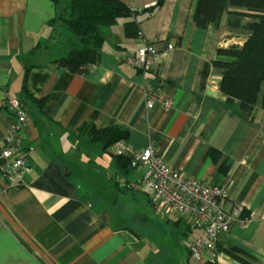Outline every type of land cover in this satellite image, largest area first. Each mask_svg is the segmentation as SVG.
<instances>
[{
    "label": "crops",
    "instance_id": "crops-1",
    "mask_svg": "<svg viewBox=\"0 0 264 264\" xmlns=\"http://www.w3.org/2000/svg\"><path fill=\"white\" fill-rule=\"evenodd\" d=\"M121 1L138 12L156 2ZM196 3L163 0L153 11L139 13L133 17L140 31L136 38L123 31L130 18L118 19L104 29L98 63L87 74H74L52 64L55 56L48 49L31 55L40 42L53 41V2L0 0V147L9 131L30 161L23 183L0 198V264H170L183 252V264L205 263L193 260L183 245L188 228L201 231L193 217L157 212L148 191L124 185L138 177V169H121L113 158L115 192L109 189L107 202L83 189L68 159L79 137L86 136L79 131L84 123L122 126L132 149L153 145L182 174L208 185L226 184L225 208L237 205L242 211L220 236L214 263L242 264L223 251L234 246L254 264H264V109L258 101L247 117L228 104L214 68L204 88L199 87L204 63L231 59L217 49L241 45L245 35L230 30L226 16L218 27H197ZM142 40L161 51L172 43L173 49L163 52L150 70H137L125 58ZM28 67L26 90L44 101L39 108L26 100L24 118L6 105L19 99ZM147 89L171 98L172 105L147 108ZM110 148L114 157V145L102 150ZM121 206L130 219L122 224L116 209Z\"/></svg>",
    "mask_w": 264,
    "mask_h": 264
},
{
    "label": "trees",
    "instance_id": "trees-1",
    "mask_svg": "<svg viewBox=\"0 0 264 264\" xmlns=\"http://www.w3.org/2000/svg\"><path fill=\"white\" fill-rule=\"evenodd\" d=\"M51 1L56 8V14L49 21V25L54 29L50 39H57L60 42L57 49L62 53L51 58L50 62L74 74H87L89 69L98 63L104 42V29L114 25L120 18H130L123 23L125 36L140 37L138 23L133 17L144 11L151 12L163 2L156 0L154 5L138 12L121 0ZM224 16L226 26L237 34L245 35V38L238 49L229 47L217 49L218 54L231 59L205 62L200 74L199 87L204 88L211 68L218 70L221 74L219 89L226 95V102L236 105L248 117L258 101L264 109V0H197L193 16L197 27L205 28L210 23L218 27ZM61 28L69 31L66 40L60 39ZM46 49L49 50L48 44L40 42L33 48L31 55L34 57ZM30 67L25 71L18 99L24 113L28 112L27 101L39 108L44 101L32 97L26 90V76ZM6 108L9 106L6 105ZM13 113L19 116L16 112ZM79 131L86 134L91 143H99L103 150L125 140L128 136V130L119 125L96 128L91 123H84L79 127ZM210 156L213 160L217 158L214 151H210ZM114 158L121 169H131L127 156L114 155ZM226 169L225 164L221 165L222 172ZM128 183L127 180L124 185L128 186ZM188 229L184 237L193 230V227ZM217 251H220L218 246ZM223 251L242 264H254L251 256L234 246ZM204 264L215 263L205 261Z\"/></svg>",
    "mask_w": 264,
    "mask_h": 264
},
{
    "label": "built area",
    "instance_id": "built-area-1",
    "mask_svg": "<svg viewBox=\"0 0 264 264\" xmlns=\"http://www.w3.org/2000/svg\"><path fill=\"white\" fill-rule=\"evenodd\" d=\"M128 2L131 4L133 0ZM172 49V43H166L161 51L154 42L142 40L136 52L127 56L125 61L138 70L148 71L163 52ZM145 97L147 108L156 103L163 108L172 105L171 98L155 90L147 89ZM8 106L19 116L26 117L18 100L11 101ZM3 140L0 147V198L20 186L30 168L29 157L21 149L19 139L7 131ZM113 145L116 155L127 156L130 167L140 171L135 180L129 181L130 189L148 191L157 212L193 217L201 231L185 236L183 245L193 260L214 261L220 236L229 232L242 211L237 205L225 208L224 203L229 196L226 184L208 185L198 178L182 174L169 166L153 145L141 150L132 149L125 140Z\"/></svg>",
    "mask_w": 264,
    "mask_h": 264
},
{
    "label": "rangeland",
    "instance_id": "rangeland-1",
    "mask_svg": "<svg viewBox=\"0 0 264 264\" xmlns=\"http://www.w3.org/2000/svg\"><path fill=\"white\" fill-rule=\"evenodd\" d=\"M59 33L61 35L60 39L66 40V37L69 35V31L65 28L59 29ZM48 46L49 50L47 54L58 56L57 52L59 50L57 48L60 47V42H58L57 39H54L48 43ZM79 139L80 142L77 144V149L69 155L70 158L68 159L71 162L70 166L75 174L74 176L82 182L83 189H87L86 191H89L88 193L95 191L98 197L103 198L104 196L105 201L107 202L110 198L109 189L115 192L113 186L115 176L113 175L114 170L112 169L114 157L111 155L113 150L110 148L107 151H103L99 143H90L86 141L88 139L85 135L79 137ZM105 188L108 189V192ZM126 204L123 203L121 205H126V207H124L127 209L129 201L128 203L126 202ZM124 207H116V209L118 208L117 210L120 211V224L130 220L124 212ZM135 229L138 228L135 227ZM138 239L140 238L138 237ZM184 256V252L180 257L177 255L179 258L171 260L170 264H183L182 260L185 261ZM152 258H154V256Z\"/></svg>",
    "mask_w": 264,
    "mask_h": 264
},
{
    "label": "water",
    "instance_id": "water-1",
    "mask_svg": "<svg viewBox=\"0 0 264 264\" xmlns=\"http://www.w3.org/2000/svg\"><path fill=\"white\" fill-rule=\"evenodd\" d=\"M239 46H240V45H238V44H231V45H229L228 47H229L230 49H238Z\"/></svg>",
    "mask_w": 264,
    "mask_h": 264
}]
</instances>
